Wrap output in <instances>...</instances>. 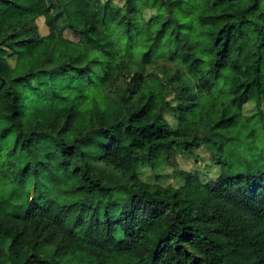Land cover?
I'll return each instance as SVG.
<instances>
[{"label":"trees","instance_id":"1","mask_svg":"<svg viewBox=\"0 0 264 264\" xmlns=\"http://www.w3.org/2000/svg\"><path fill=\"white\" fill-rule=\"evenodd\" d=\"M122 1L0 0V264L79 251L95 264H264V166L250 163L264 139L249 138L264 133V0ZM240 117L253 130L233 168ZM199 147L220 168L213 183L135 171Z\"/></svg>","mask_w":264,"mask_h":264},{"label":"rangeland","instance_id":"2","mask_svg":"<svg viewBox=\"0 0 264 264\" xmlns=\"http://www.w3.org/2000/svg\"><path fill=\"white\" fill-rule=\"evenodd\" d=\"M119 4H122V0H113ZM55 10V8H54ZM154 9H144L142 11V16L145 19H149L154 15ZM57 22L62 25L63 21L60 18L57 19ZM37 24L39 27V31L42 35L47 33V27L44 24V18L39 17L37 19ZM64 35L70 39L77 40L78 34L66 29L64 31ZM8 63L13 66L15 58L13 56L7 55ZM155 71V70H154ZM159 70L156 69L155 73H158ZM167 97L171 101V104H175V93L171 90L167 91ZM259 110L263 114L262 116V124H264V101L260 104ZM257 107L256 104L252 101L246 103L242 108V115L251 116L256 113ZM165 118L167 119L168 123L172 127H176L178 124V120L175 116V113L171 109L164 110ZM261 125V124H260ZM262 126V125H261ZM253 130L251 124H247L244 121L243 117H240L237 122L232 126L231 133L232 136L235 138L234 142H231L227 145L226 154L230 159V162L233 168H237L238 157L240 156L239 150V142L243 141L247 138L248 134ZM259 127L254 131L255 136H251L249 138L254 139V141L259 144L260 140L264 139V133L259 132ZM263 138V139H262ZM194 155L197 157V160H193L191 154L186 153L184 150L180 149L175 152L169 154V164L164 163L161 164L157 170L153 171L147 165V163L143 161H138L135 165V171L138 176L145 182L148 183H157L161 185H173V186H180L184 181V176L182 172H191L196 173L201 182L204 184L213 183L219 173L220 168L215 164L209 152L203 148L199 147L194 150ZM250 163L254 165V167L264 166V152L261 150H256L255 155L253 158L250 159ZM53 252V248L49 245H40L37 250V255L40 258H47ZM25 256L20 257V261L23 260ZM64 262H69L70 264H95L93 257L86 253L85 251H79L75 254L66 255L61 258Z\"/></svg>","mask_w":264,"mask_h":264},{"label":"crops","instance_id":"3","mask_svg":"<svg viewBox=\"0 0 264 264\" xmlns=\"http://www.w3.org/2000/svg\"><path fill=\"white\" fill-rule=\"evenodd\" d=\"M45 35V34H44Z\"/></svg>","mask_w":264,"mask_h":264}]
</instances>
